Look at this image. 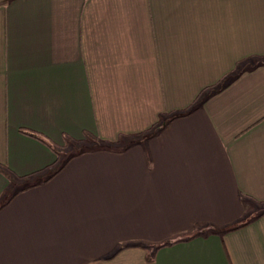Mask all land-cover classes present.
<instances>
[{
    "label": "crops",
    "instance_id": "1",
    "mask_svg": "<svg viewBox=\"0 0 264 264\" xmlns=\"http://www.w3.org/2000/svg\"><path fill=\"white\" fill-rule=\"evenodd\" d=\"M20 128L129 148L17 192ZM1 204L0 264H264V0H3Z\"/></svg>",
    "mask_w": 264,
    "mask_h": 264
},
{
    "label": "trees",
    "instance_id": "2",
    "mask_svg": "<svg viewBox=\"0 0 264 264\" xmlns=\"http://www.w3.org/2000/svg\"><path fill=\"white\" fill-rule=\"evenodd\" d=\"M191 112H192V109L187 110L185 112H181V113L175 114L172 117L173 118L183 117V116L188 115ZM19 130L22 133H24V134H26L28 136L34 137V138L40 140L41 142H43L44 144H46L55 153L56 159L51 164H49L48 166H46L44 168L45 170H48V173H47L46 177H44L42 179H39L37 181H32V179H30V175H26V176H22V177H17L19 179H22L23 182H24V186L22 188L18 189L17 192L23 191L25 189H28L30 187H33V186L38 185V184H41V183H46L52 177H54L64 167V165L70 159H72L73 157L78 156V155H80V154H82V153H84L86 151H99V150H109V151H111V150H114V151H117V152H125L129 148L128 145H124L121 148H118V150H115V149H112V148H109V147H99L97 145H94L93 147H82L81 149H79L78 151L72 153L71 155L67 156L66 158L61 159V156L59 154V150L57 148H54L53 147L56 144L53 141H51L49 138H47L46 136H44L42 133L37 132L35 130L27 129V128H20ZM84 136H85L84 139L65 138L64 139V144L61 145V146L59 145V146L60 147H62V146L65 147L66 145L69 144V140L70 141H74V142H78V143L79 142L80 143H85V142L90 143L91 141L94 142L95 140L98 141L94 136H91V134H88L87 132H85ZM115 145H114V147H115ZM13 177H16V176L13 175ZM15 193L16 192L12 193V195H14ZM9 199H10V197H9ZM4 204H1L0 207L2 205H4ZM234 228L235 227L228 228L227 230H232ZM175 242H177V240H175V239L167 240V241L162 242L159 245H157L156 248H160V247H163V246H166V245H170V244H173Z\"/></svg>",
    "mask_w": 264,
    "mask_h": 264
},
{
    "label": "rangeland",
    "instance_id": "3",
    "mask_svg": "<svg viewBox=\"0 0 264 264\" xmlns=\"http://www.w3.org/2000/svg\"><path fill=\"white\" fill-rule=\"evenodd\" d=\"M3 0H0V3L2 2ZM129 140L130 139H123V141H122V146H124L125 144H127L128 142H129ZM94 145H97V146H99V147H109V148H114V145L115 144H113V143H109V142H105V141H91L90 143H88V142H85V143H78V142H74V141H70L69 140V144L68 145H66L65 147H60L59 145H55V146H53L54 148H57L58 150H59V154H60V156H61V159H64V158H66L67 156H69V155H71L72 153H74V152H76V151H78L79 149H81L82 147H93ZM116 146V145H115ZM118 146L119 147H121V144L119 145L118 144ZM47 173H48V170H45L44 171V173H42L41 175H38V176H36V175H34L35 177L34 178H32V181H37V180H39V179H42V178H44V177H46V175H47Z\"/></svg>",
    "mask_w": 264,
    "mask_h": 264
}]
</instances>
